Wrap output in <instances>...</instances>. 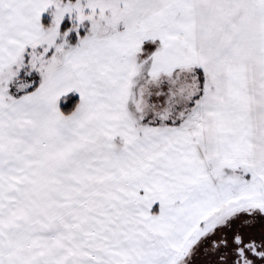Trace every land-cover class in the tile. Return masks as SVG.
Listing matches in <instances>:
<instances>
[{
    "label": "snow or ice",
    "instance_id": "obj_1",
    "mask_svg": "<svg viewBox=\"0 0 264 264\" xmlns=\"http://www.w3.org/2000/svg\"><path fill=\"white\" fill-rule=\"evenodd\" d=\"M0 264H264V0H0Z\"/></svg>",
    "mask_w": 264,
    "mask_h": 264
},
{
    "label": "trees",
    "instance_id": "obj_2",
    "mask_svg": "<svg viewBox=\"0 0 264 264\" xmlns=\"http://www.w3.org/2000/svg\"><path fill=\"white\" fill-rule=\"evenodd\" d=\"M68 96L71 97V102L70 103H65L64 98H62V100L60 101V107H61V109L64 112L71 111L74 108L76 102L79 100L78 96L73 94V93L72 94H68Z\"/></svg>",
    "mask_w": 264,
    "mask_h": 264
},
{
    "label": "rangeland",
    "instance_id": "obj_3",
    "mask_svg": "<svg viewBox=\"0 0 264 264\" xmlns=\"http://www.w3.org/2000/svg\"><path fill=\"white\" fill-rule=\"evenodd\" d=\"M45 17H47V13H45V14H43ZM81 34H83V33H81ZM75 94V95H77L78 96V98H79V93L78 92H76L75 90H73V91H71V92H69L68 94ZM68 94H66V95H68ZM62 98H64L63 96L60 98V100L58 101V103H59V106H60V101L62 100ZM153 210L155 211V210H158V203L157 204H155L154 206H153Z\"/></svg>",
    "mask_w": 264,
    "mask_h": 264
}]
</instances>
